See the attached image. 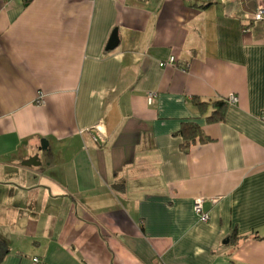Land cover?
Wrapping results in <instances>:
<instances>
[{
	"label": "crops",
	"instance_id": "crops-1",
	"mask_svg": "<svg viewBox=\"0 0 264 264\" xmlns=\"http://www.w3.org/2000/svg\"><path fill=\"white\" fill-rule=\"evenodd\" d=\"M260 4L0 0V264H264Z\"/></svg>",
	"mask_w": 264,
	"mask_h": 264
},
{
	"label": "trees",
	"instance_id": "trees-1",
	"mask_svg": "<svg viewBox=\"0 0 264 264\" xmlns=\"http://www.w3.org/2000/svg\"><path fill=\"white\" fill-rule=\"evenodd\" d=\"M257 7L253 9V11L249 12V16L252 15L256 11ZM248 25H256L261 24L264 26V18L261 20H254L252 18H248ZM246 19V20H247ZM194 103L199 107L203 108L206 107L207 104H212L213 110L211 114L207 117V120L210 122L213 121H219L223 118V114L225 111V108L228 104L227 98H221L218 100H214L211 102L207 101H200V100H194ZM177 135H179L182 139V142L180 144V147L183 151H186L189 145L196 140H203L204 137L201 133V127L199 124L194 120H187L182 122L180 128L176 132ZM9 247L6 242H4L3 239L0 238V262L3 259L4 255L8 253Z\"/></svg>",
	"mask_w": 264,
	"mask_h": 264
},
{
	"label": "built area",
	"instance_id": "built-area-1",
	"mask_svg": "<svg viewBox=\"0 0 264 264\" xmlns=\"http://www.w3.org/2000/svg\"><path fill=\"white\" fill-rule=\"evenodd\" d=\"M250 18L254 19V20H261L264 18V5H258L256 11L250 15ZM176 62V57L174 55L169 56L167 59L165 60H161L159 61L158 65L160 67H163L167 64H174ZM43 95H39L38 99H37V103H43ZM155 97V92H148L147 93V100L148 102H152L153 99ZM228 100V103H235L237 101V96L231 94L229 96L226 97ZM263 122H264V114L261 115L260 118ZM193 210L195 212V214L198 216L199 220L202 222H206L208 219V214L206 212L203 211V207H202V198L201 197H197L194 199L193 202ZM34 262L37 264H44L41 260H39V258L34 257L33 258Z\"/></svg>",
	"mask_w": 264,
	"mask_h": 264
},
{
	"label": "water",
	"instance_id": "water-1",
	"mask_svg": "<svg viewBox=\"0 0 264 264\" xmlns=\"http://www.w3.org/2000/svg\"><path fill=\"white\" fill-rule=\"evenodd\" d=\"M118 43H119V37H118V34H117V29L115 28V29L111 32V35H110V37H109V40H108V42H107V45H106L105 49H107V50H111V49H113L114 47H116V46L118 45ZM40 143H41V148H42V149L46 147L47 142H46L45 139H42V140L40 141Z\"/></svg>",
	"mask_w": 264,
	"mask_h": 264
}]
</instances>
